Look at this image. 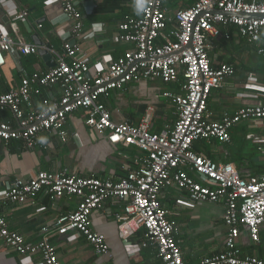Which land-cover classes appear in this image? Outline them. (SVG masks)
Wrapping results in <instances>:
<instances>
[{
  "label": "built area",
  "instance_id": "obj_1",
  "mask_svg": "<svg viewBox=\"0 0 264 264\" xmlns=\"http://www.w3.org/2000/svg\"><path fill=\"white\" fill-rule=\"evenodd\" d=\"M42 1L45 10L58 7L71 22L72 29L59 36V49L43 46L53 55L54 66L24 72L17 87L0 90V109H9L18 121V127L0 121V141L18 140L28 149L45 148L46 140L40 138L42 131L59 132L65 141L63 123L72 112L82 109L90 130L106 133L111 144L133 145L146 155L140 167L119 180L39 170L29 179L5 182L0 186V201L25 203L39 192L51 199L78 197L75 210L55 218L50 227L56 235L70 232L82 235L96 253H107L105 236L92 230L90 216L102 209L106 200L117 199L123 203L115 218L125 246L137 251L153 244L162 264H184L176 226L159 201L164 188L175 187L184 191L192 202L223 201L224 249L204 256L199 264H264V255H242L237 243L241 227L247 229L253 242H260V230L264 226V175L244 177L232 163L215 162L193 149L199 139L229 141L230 129L243 120L264 121V85L256 82L253 73L247 75L246 88L256 92L239 94L241 106L236 111L224 112L216 121L203 120L211 90L235 73L230 64L212 66L210 38L222 34L220 25H233L249 45L258 44L264 29V0H195L172 16L164 9L166 0H144L142 10L140 4L136 15H126L117 26L116 38L131 47L111 60L106 69L95 71L90 77L89 66L78 56L79 45L71 43V39L89 36L84 30L80 0ZM0 2L6 10L7 0ZM214 9L261 16H228L211 12ZM26 18V9L14 10L8 14L11 32L0 28V66L5 64V54L38 53V45L18 34L15 21ZM257 51L264 53V48ZM180 76L184 93H164L177 108L176 120L158 133L149 130V114L138 123H116L106 105L99 101L100 96L131 81L149 78L175 83L180 81ZM53 86L59 87V97L37 99L43 90ZM34 102H39V106ZM141 228L145 229V240L132 243L130 237ZM48 229L44 226L42 231L46 235L29 242L11 229L0 213V238L20 256L21 264H61ZM36 254L39 260L33 261Z\"/></svg>",
  "mask_w": 264,
  "mask_h": 264
},
{
  "label": "crops",
  "instance_id": "obj_2",
  "mask_svg": "<svg viewBox=\"0 0 264 264\" xmlns=\"http://www.w3.org/2000/svg\"><path fill=\"white\" fill-rule=\"evenodd\" d=\"M143 1L80 0L84 30L89 32V36L71 39V43L75 40L79 45L78 56L89 66V77L95 71L106 69L111 60L131 47V44L116 38L117 26L126 15H136V8ZM194 2L166 0L164 9L172 16L177 9L188 7ZM18 9L27 10L26 20H17L15 23L18 34L29 42H33L32 36H35V40L44 46L52 45L59 49V36L72 29L71 22L64 18L58 7H47L45 10L42 0H7L6 10L0 5V28L11 32L8 14ZM230 26L233 25H220V29L225 34ZM215 37L210 38V44ZM260 47L264 48V29L256 45L233 46L210 52L211 44L210 60L213 63L217 60L231 61L235 73L225 78L220 87L211 90L203 120L216 121L224 112L233 113L241 106L239 94L256 92L246 88L249 73L254 74L258 84L264 85V53L257 51ZM46 68L49 67L38 53L27 56L5 54V64L0 66V90L8 91L17 87L24 72L43 71ZM180 82L164 83L149 78L131 81L120 89L111 90L106 96H100L99 101L106 105L111 119L116 123H138L149 114V130L158 133L176 120L177 108L164 93L183 94ZM44 96L59 97V87L43 90L37 99ZM34 103L39 106V102ZM24 109L28 111L26 106ZM0 116L3 118L0 121L18 127V121L9 109H0ZM86 116L82 109L68 116L62 126L67 137L65 141L59 132L42 131L40 138L46 140L45 148L36 146L28 149L18 140L7 143L0 141V186L14 178L29 179L39 170L119 180L142 165L145 152L133 145L109 143L106 133L98 134L90 130L85 123ZM193 149L215 162L232 163L244 177L264 175V121L243 120L232 126L229 141L199 139L194 142ZM78 201L79 198L75 196L51 199L46 193L39 192L25 203L0 201V213L10 228L21 233L29 242H36L46 235L42 231L44 226L50 228L47 234L56 247L61 264H162L153 244L142 246L137 251L123 244L115 218V214L122 211L123 203L117 199L106 200L103 208L90 216L92 230L105 236L109 247L107 253H96L82 235L76 236L73 232L64 236L56 235L50 227L51 223L58 216L74 211ZM159 201L168 210V217L176 226V238L184 264H199L204 256L224 249L226 230L223 224V201L192 202L184 191L175 187L164 188ZM138 232L130 237L132 243L142 242ZM237 243L242 255L262 257L264 226L260 230V242H253L247 229L241 227ZM39 257L36 254L32 260L37 261ZM0 264H21L20 256L1 238Z\"/></svg>",
  "mask_w": 264,
  "mask_h": 264
},
{
  "label": "trees",
  "instance_id": "obj_3",
  "mask_svg": "<svg viewBox=\"0 0 264 264\" xmlns=\"http://www.w3.org/2000/svg\"><path fill=\"white\" fill-rule=\"evenodd\" d=\"M221 32H223V29ZM223 34L211 40L212 49L210 50V52H213V51L216 52V50L218 49H229L230 47H233V46H243V45L247 46L248 45V43L239 35L238 30L235 26L234 27L230 26L228 29V32L225 33L224 35ZM226 34L229 35V38L225 37ZM223 63L230 64L234 67L231 61L220 62L217 60L216 63H213L211 60V64L214 67L219 66L220 64H223ZM180 81L181 82L183 81L182 76H180ZM0 119H3V118L0 116ZM138 236H139V240L141 241L145 240V229L141 228L138 232Z\"/></svg>",
  "mask_w": 264,
  "mask_h": 264
},
{
  "label": "water",
  "instance_id": "obj_4",
  "mask_svg": "<svg viewBox=\"0 0 264 264\" xmlns=\"http://www.w3.org/2000/svg\"><path fill=\"white\" fill-rule=\"evenodd\" d=\"M211 12L213 13H216V12H219V13H222V14H225V15H228V16H232V15H236V16H243V17H260L261 15H258V14H254V15H247V14H235V13H232V12H226V11H223V10H211ZM32 41L34 44L38 45L39 48H38V54L42 57V59L46 62V65L48 67H52L54 66V59L51 55V53L45 49L43 46V44L39 41H36L35 40V36H32ZM73 43H75V40H73Z\"/></svg>",
  "mask_w": 264,
  "mask_h": 264
},
{
  "label": "clouds",
  "instance_id": "obj_5",
  "mask_svg": "<svg viewBox=\"0 0 264 264\" xmlns=\"http://www.w3.org/2000/svg\"><path fill=\"white\" fill-rule=\"evenodd\" d=\"M139 9H140V10H142V9H143V4H141V5L139 6Z\"/></svg>",
  "mask_w": 264,
  "mask_h": 264
}]
</instances>
